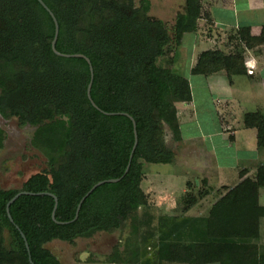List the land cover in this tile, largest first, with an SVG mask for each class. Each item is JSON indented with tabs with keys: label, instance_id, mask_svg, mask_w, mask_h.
Listing matches in <instances>:
<instances>
[{
	"label": "trees",
	"instance_id": "obj_1",
	"mask_svg": "<svg viewBox=\"0 0 264 264\" xmlns=\"http://www.w3.org/2000/svg\"><path fill=\"white\" fill-rule=\"evenodd\" d=\"M42 1L58 23L55 50L89 59L93 103L104 113L131 116L138 143L124 175L133 144L129 119L107 116L92 107L86 97L88 65L83 59L52 52L54 25L36 0H0V115L36 128L34 143L54 157L48 169L31 175L19 189L0 186V264H30L29 257L32 264H61L46 248L48 243L72 245L77 239L121 230L127 222H137L141 209L142 218L148 215L150 221L139 227L153 225L154 230L145 244L154 252L142 264L163 259L212 263L223 249L225 255L235 256L231 264H240L247 252L254 258L250 257L249 264H264L248 245L257 240L258 219L264 217V207L257 202L264 189V165L213 205L209 225L189 243L179 244L185 232L174 235L183 219L151 216L150 202L140 186L145 164L169 165L174 160L173 148L164 141L165 128L174 143L181 141L176 104L191 101L190 86L168 65L159 66L158 60L180 46L183 34L196 31L200 0H184L183 12L177 13L171 28L148 16V0H139L138 7L133 0ZM236 36L242 48L233 44L226 54L201 53L191 74L208 77L224 71L230 83L234 76L247 75L243 54L245 49L260 48L264 56V26L256 37L246 29ZM243 124L256 130L257 147L264 149V115L246 113ZM245 174L242 170L239 177ZM118 178L117 183L97 187L72 221L77 204L92 186ZM18 192L52 194L57 198L56 222L68 224L51 219L54 200L46 195L18 197L9 207L11 223L6 205ZM197 197L185 196L186 204ZM205 244H214L215 254L197 261L194 256L203 252Z\"/></svg>",
	"mask_w": 264,
	"mask_h": 264
},
{
	"label": "crops",
	"instance_id": "obj_2",
	"mask_svg": "<svg viewBox=\"0 0 264 264\" xmlns=\"http://www.w3.org/2000/svg\"><path fill=\"white\" fill-rule=\"evenodd\" d=\"M179 1L180 4L177 5ZM148 2V16L162 22H165L164 16L167 14L174 13L175 18L184 8V0ZM200 5L196 31L183 34L180 46L169 53L170 58H165L166 65L171 70L186 72V75L181 76L188 81L191 91L190 102L176 104L181 141L175 143L173 147L175 157L169 164L174 168L172 175L182 179L184 185L180 191L172 190L171 187L170 190L163 188L164 191H157L153 183L147 181L145 174L140 185L150 204L154 205L156 216L184 220L174 234L185 232L179 244L189 243L198 238L210 223L213 205L242 180L252 177L258 166L264 165L260 158L263 150L260 151L256 144V130L245 128L243 119L239 129L232 127L229 122L233 120L230 109L236 103L234 91H238L241 97L245 98L246 102L241 100L246 106L254 105L259 112L264 111V56L260 48L245 49L243 55L247 75L234 76L231 83L224 71L208 77L191 74L201 53L207 51L229 53L233 48L231 39L240 30H248L252 37L260 34L264 26V0H200ZM134 6L138 7L135 4ZM174 7L177 9L175 12ZM204 95L210 102L206 106L213 107V112L211 111L213 117L216 120L221 118L219 123L213 122V127H202L198 123L202 112L201 103L205 102ZM242 170H245L246 174L240 178L239 172ZM199 193L202 194L201 197ZM187 195L198 196L197 201L187 205L185 202ZM257 202L260 207H264V189H260ZM258 223V238L248 245L253 246L251 248L256 252L257 259L260 257L264 259V217H260ZM167 240L172 241V237ZM201 251L203 252H199L194 258L198 257L197 261L203 262L215 254V246L205 244ZM220 253L222 254L216 256L218 261L199 264H231L235 256L225 255L224 249ZM251 256L253 258L248 252L242 255L240 264H249L252 261ZM159 263L184 264L165 259L156 262Z\"/></svg>",
	"mask_w": 264,
	"mask_h": 264
},
{
	"label": "rangeland",
	"instance_id": "obj_3",
	"mask_svg": "<svg viewBox=\"0 0 264 264\" xmlns=\"http://www.w3.org/2000/svg\"><path fill=\"white\" fill-rule=\"evenodd\" d=\"M133 3L138 6L139 0H133ZM178 4H180V1L177 5ZM176 10L177 9L174 7V12ZM164 17V23L168 28H171L175 19L174 13L171 15L167 14ZM232 40L233 38L231 41ZM234 40V46L239 48L243 47V42H239L237 36L234 37ZM165 58H170L169 53L165 55L164 58L158 60L159 66H166L167 61ZM176 73L186 75V72L178 71ZM233 95L234 99H236V103H234V106L230 109L233 120L229 121L228 119L227 121L231 123L232 127L239 129L242 126L243 114L249 111H258V109L254 105L246 106L243 102L245 98H242L238 91H234ZM203 99L205 102L201 103L202 107H200V110L202 112L199 115V119L197 118L198 123L202 127H213V122L216 121L219 123L221 118L219 117L216 120L215 117H213V107L211 105L206 106L207 103H210L206 95L203 96ZM241 99H243V101ZM263 112L260 113L264 115ZM36 131V128L28 125L22 126L16 118H4L0 115V135L2 137L0 141L1 188L19 189L22 183L31 175L48 169L54 157L52 153H48L44 148L34 143ZM188 137L190 138V136H187V138ZM164 141L165 144L171 148L175 146L167 128H165ZM260 151L262 152L260 158L263 161L261 163L264 164V149H260ZM173 169L171 165L145 164L144 174L147 177V181L149 183L152 182L154 185L153 187L155 190L157 189V191H164L163 188L170 190V187L172 190L178 189L180 191L181 187L184 185L183 180L175 178L172 175L174 174ZM154 208V205L151 204L147 206L148 212L153 218H156ZM141 211H144V209L138 212L137 222H127L121 230L97 233L90 239H78L72 245L51 242L46 245V248L58 258L61 264H112L110 259L115 260V264H142L143 260L151 257L154 252L152 249L145 248V244L149 242L150 233L153 235L154 230L153 225L148 229L143 226L139 227V223L143 221H147L148 223L150 221V216L148 218V215L142 218ZM145 230H148V233ZM142 254L143 256H141Z\"/></svg>",
	"mask_w": 264,
	"mask_h": 264
},
{
	"label": "water",
	"instance_id": "obj_4",
	"mask_svg": "<svg viewBox=\"0 0 264 264\" xmlns=\"http://www.w3.org/2000/svg\"><path fill=\"white\" fill-rule=\"evenodd\" d=\"M37 3L48 13V15L50 16L52 22H53V25H54V34H53V39H52V42H51V50L52 52L58 56V57H63V58H78V59H83L86 64L88 65V70H89V82L87 84V88H86V97L88 99V101L90 102V104L92 105V107H94L95 109H97L98 111H100L96 105L93 103L92 99H91V96H90V91H91V86H92V82H93V68L91 66V63L89 61L88 58H86L85 56L83 55H80V54H76V55H65V54H61L59 52H57L55 50V44H56V40H57V37H58V32H59V27H58V23H57V20L55 19L54 15L52 14V12L48 9V7L43 3L42 0H36ZM102 114L104 115H107V116H117V115H121V116H125L129 119V121L131 122L132 124V134H133V144H132V148H131V151H130V155H129V159H128V163L126 165V168H125V171H124V175L127 173L128 169H129V166H130V162H131V159H132V156H133V153L136 149V146H137V143H138V138H137V132H136V124H135V121L134 119L129 116L128 114H125V113H104L102 111H100ZM121 178H118V179H111V180H105V181H100L98 183H96L94 186H92V188L80 199L79 203L77 204V207H76V211H75V215H74V219L72 221H75L78 217V213L80 211V208H81V205L82 203L84 202V200L99 186L103 185V184H110V183H117L118 181H120ZM22 195H31V196H41V195H46V196H49L51 197L53 200H54V206H53V210H52V213H51V219L57 223V224H60V225H65V224H68V223H59V222H56L55 220V211H56V208H57V198L55 196H53L52 194H49V193H37V194H31V193H27V192H18L6 205V213H7V217L9 219V221L11 223H13V220L9 214V207L10 205L20 196ZM20 235L25 243V247H26V250L29 254V251H28V245L26 243V239L24 237V235L20 232ZM29 262L30 264H32L31 262V259L29 257Z\"/></svg>",
	"mask_w": 264,
	"mask_h": 264
},
{
	"label": "built area",
	"instance_id": "obj_5",
	"mask_svg": "<svg viewBox=\"0 0 264 264\" xmlns=\"http://www.w3.org/2000/svg\"><path fill=\"white\" fill-rule=\"evenodd\" d=\"M249 73L251 74L252 72L250 71Z\"/></svg>",
	"mask_w": 264,
	"mask_h": 264
}]
</instances>
